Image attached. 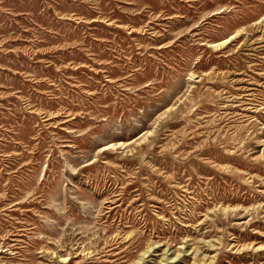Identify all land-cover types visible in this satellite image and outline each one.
<instances>
[{
    "label": "rangeland",
    "instance_id": "1",
    "mask_svg": "<svg viewBox=\"0 0 264 264\" xmlns=\"http://www.w3.org/2000/svg\"><path fill=\"white\" fill-rule=\"evenodd\" d=\"M178 251L264 264V0H0V264Z\"/></svg>",
    "mask_w": 264,
    "mask_h": 264
},
{
    "label": "bare ground",
    "instance_id": "2",
    "mask_svg": "<svg viewBox=\"0 0 264 264\" xmlns=\"http://www.w3.org/2000/svg\"><path fill=\"white\" fill-rule=\"evenodd\" d=\"M236 33H238V31L236 32ZM236 33H234V34H231L230 35V37H226L223 41H221V43H227V42H230L231 41V39L232 38H234L235 37V34ZM215 208V207H214ZM208 211V210H207ZM249 211V210H248ZM208 213V212H207ZM208 217V216H207ZM206 242V241H205ZM230 246L231 247H233V248H236V249H240V247L241 246H238V244L236 243V241L234 240L233 242L231 241V244H230ZM261 247H263V246H261ZM258 248V247H257ZM149 249V248H148ZM167 252V251H166ZM197 252V251H196ZM196 252L194 253L195 254V256L197 255L196 254ZM166 254V253H165ZM193 254V255H194ZM141 256V255H140ZM179 256V251L176 253V255L175 256H173V258L171 257V261H169V262H174V264H178V261H174V259L176 258V257H178ZM213 256V255H212ZM202 257H204V256H202ZM205 258V257H204ZM62 259H63V261H66L67 259H70V257L69 256H64V257H62ZM168 259H170V258H167V257H165V261H167ZM208 259H209V257H208ZM209 261V260H208ZM201 262H203V260L201 261ZM193 263V262H192ZM207 263V262H206ZM166 264V263H165Z\"/></svg>",
    "mask_w": 264,
    "mask_h": 264
}]
</instances>
